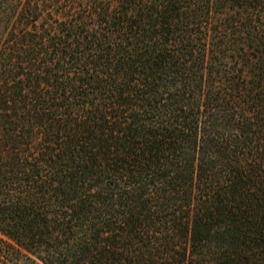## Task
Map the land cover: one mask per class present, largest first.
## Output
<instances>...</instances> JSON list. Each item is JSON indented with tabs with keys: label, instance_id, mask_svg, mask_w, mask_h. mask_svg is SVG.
Here are the masks:
<instances>
[{
	"label": "trees",
	"instance_id": "obj_1",
	"mask_svg": "<svg viewBox=\"0 0 264 264\" xmlns=\"http://www.w3.org/2000/svg\"><path fill=\"white\" fill-rule=\"evenodd\" d=\"M0 264H264V0H0Z\"/></svg>",
	"mask_w": 264,
	"mask_h": 264
}]
</instances>
